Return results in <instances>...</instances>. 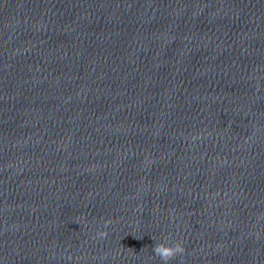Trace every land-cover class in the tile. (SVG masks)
<instances>
[{
    "label": "water",
    "instance_id": "obj_1",
    "mask_svg": "<svg viewBox=\"0 0 264 264\" xmlns=\"http://www.w3.org/2000/svg\"><path fill=\"white\" fill-rule=\"evenodd\" d=\"M165 236L264 264V0H0V264Z\"/></svg>",
    "mask_w": 264,
    "mask_h": 264
},
{
    "label": "clouds",
    "instance_id": "obj_2",
    "mask_svg": "<svg viewBox=\"0 0 264 264\" xmlns=\"http://www.w3.org/2000/svg\"><path fill=\"white\" fill-rule=\"evenodd\" d=\"M194 139H199V137H194ZM112 223V221H106L104 227L107 228ZM108 236V231H99L97 233V237L100 239H105ZM134 238L139 239V237ZM169 240L170 237L165 236L163 242L156 243L154 247H152V251L155 253V256L160 258L162 264H171L173 260H176L178 257H183L186 253L183 241H177L170 244Z\"/></svg>",
    "mask_w": 264,
    "mask_h": 264
}]
</instances>
